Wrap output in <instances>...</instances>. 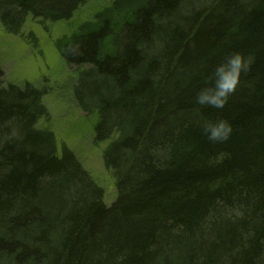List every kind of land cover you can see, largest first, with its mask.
I'll list each match as a JSON object with an SVG mask.
<instances>
[{"label":"trees","instance_id":"obj_1","mask_svg":"<svg viewBox=\"0 0 264 264\" xmlns=\"http://www.w3.org/2000/svg\"><path fill=\"white\" fill-rule=\"evenodd\" d=\"M87 1L0 0V23L21 34ZM55 47L116 198L37 126L46 91L0 66V264H264V0H111ZM235 51L251 64L225 106L196 104ZM221 118L233 131L211 142Z\"/></svg>","mask_w":264,"mask_h":264},{"label":"rangeland","instance_id":"obj_2","mask_svg":"<svg viewBox=\"0 0 264 264\" xmlns=\"http://www.w3.org/2000/svg\"><path fill=\"white\" fill-rule=\"evenodd\" d=\"M111 0H88L67 21L41 24L28 17L21 34H11L0 23V66L3 83H32L44 89L43 103L47 116L37 126L54 132L57 142L65 143L104 191V202L110 205L116 189L110 173L104 168L103 143L93 141L94 114L82 112L73 97L77 79L76 67H68L55 47V40L73 32L78 25L94 17ZM32 33L36 42L30 37Z\"/></svg>","mask_w":264,"mask_h":264},{"label":"clouds","instance_id":"obj_3","mask_svg":"<svg viewBox=\"0 0 264 264\" xmlns=\"http://www.w3.org/2000/svg\"><path fill=\"white\" fill-rule=\"evenodd\" d=\"M250 64L251 57L239 51L227 55L214 66L209 75L204 77L203 86L196 92V104L222 109L230 95L236 91L241 75L249 70ZM201 127L207 139L214 143L228 140L233 131L231 123L223 118L205 121Z\"/></svg>","mask_w":264,"mask_h":264}]
</instances>
